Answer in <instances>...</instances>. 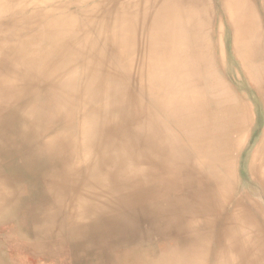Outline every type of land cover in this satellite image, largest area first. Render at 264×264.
I'll use <instances>...</instances> for the list:
<instances>
[{"label":"bare ground","instance_id":"bare-ground-1","mask_svg":"<svg viewBox=\"0 0 264 264\" xmlns=\"http://www.w3.org/2000/svg\"><path fill=\"white\" fill-rule=\"evenodd\" d=\"M260 111L264 0H0V264H264Z\"/></svg>","mask_w":264,"mask_h":264},{"label":"rangeland","instance_id":"rangeland-1","mask_svg":"<svg viewBox=\"0 0 264 264\" xmlns=\"http://www.w3.org/2000/svg\"><path fill=\"white\" fill-rule=\"evenodd\" d=\"M224 42H223V50L226 53V55L228 56L229 66L232 67L233 69H235V73H237V72H239L238 65L235 63V60H234L233 56L231 55V49H230V44L228 42V39L227 40L225 39ZM245 90L249 95L248 101L251 104L256 105L255 109L259 108L258 101L252 95L248 86L245 87ZM257 114H258V112L254 116L253 126L248 133V140L242 146L241 151L239 153V156L236 159L235 175L238 178V182H239L240 187H245L246 189H248L251 192L253 198L257 202L262 204V206H264V201H263L264 200V191H262L260 189V187L258 186L256 181L253 179L252 176H250V174H248L247 172L244 173V169L246 167V164H248L250 162V157L252 156L253 148L259 142L261 135H262V128H263L264 124L262 125V123H261V125H259L257 123ZM257 125H259V127L261 126V132L258 134L257 139L254 140V143H253L251 150H250V147H248V146L250 145V142L252 140V136L254 134V131L257 128ZM246 148H247V150H250V152H248V154L246 153ZM245 154H246V157H245ZM1 238L6 240L5 236L4 237L1 236ZM5 242H6V244H5L6 246H7V244H10V243H8L9 242L8 239ZM13 254L23 264H44V263L49 264L50 263V261L47 260L46 256L44 257V255L41 253H37V252L35 253L26 247H21L19 250L13 251Z\"/></svg>","mask_w":264,"mask_h":264},{"label":"crops","instance_id":"crops-1","mask_svg":"<svg viewBox=\"0 0 264 264\" xmlns=\"http://www.w3.org/2000/svg\"><path fill=\"white\" fill-rule=\"evenodd\" d=\"M258 120H259V122H258ZM262 120H263V113H262V111H260V112H258V115H257V123L261 125ZM260 132H261V126L259 127V125H257V128H256V130L254 131V134H253V136H252V140H251V142H250V145L248 146V147H250V150H251V147H252V145H253V143H254V140L257 139L258 134H259ZM248 147H247V148H248ZM247 148H246V153L248 154V152H250V150H247ZM245 157H246V154H245Z\"/></svg>","mask_w":264,"mask_h":264}]
</instances>
